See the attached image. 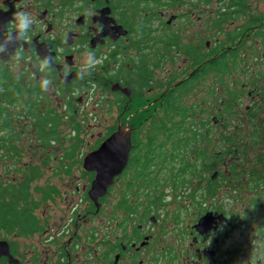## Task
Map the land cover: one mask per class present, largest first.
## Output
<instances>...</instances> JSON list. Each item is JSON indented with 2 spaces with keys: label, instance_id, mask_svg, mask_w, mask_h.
I'll use <instances>...</instances> for the list:
<instances>
[{
  "label": "flooded vegetation",
  "instance_id": "obj_1",
  "mask_svg": "<svg viewBox=\"0 0 264 264\" xmlns=\"http://www.w3.org/2000/svg\"><path fill=\"white\" fill-rule=\"evenodd\" d=\"M186 7L198 14L195 21ZM17 12L28 14L24 31ZM189 26L194 31L185 34ZM1 39L10 57L3 59L0 47V65L17 58L26 68L32 61L35 80L46 75L67 101L95 86L101 102L112 97L117 130L132 131L128 165L99 208L89 194L96 173L83 163L89 183L74 193L82 190L86 209L74 207L57 230L19 237L45 232L46 256L7 241L17 264H264V0H0ZM169 39L180 47L170 49ZM178 56L183 70L171 68ZM154 95L149 103L165 116L180 119L192 107L195 119L211 121L204 177L163 201L151 199L146 178L137 177L134 166L144 162L132 159L140 146L133 145L135 129L122 122L135 117V100Z\"/></svg>",
  "mask_w": 264,
  "mask_h": 264
},
{
  "label": "rangeland",
  "instance_id": "obj_2",
  "mask_svg": "<svg viewBox=\"0 0 264 264\" xmlns=\"http://www.w3.org/2000/svg\"><path fill=\"white\" fill-rule=\"evenodd\" d=\"M190 10L189 7L183 8L186 16L191 17V21H195L194 16L198 14L189 15ZM176 11V9L169 10L168 14L171 15L172 13H176ZM193 31L194 29L189 26L185 34L193 33ZM183 40L184 42L190 41L187 37H184ZM177 58V61L174 63L175 66H171V68L177 70V66H180V70H183L186 66L183 57L178 56ZM31 62L27 61L25 63L26 68H24L21 60L16 58L6 64V68L10 69L15 76L24 78L23 83H25L35 79L27 68L28 63ZM37 67L40 70L42 69L40 65H37ZM40 74L42 75L41 72ZM45 80H47L46 75H42V81L39 84L40 87ZM80 87L79 85L78 88ZM60 88L59 85L57 86L53 82H49L47 89H44L46 93L45 99L47 100L44 103L49 111H56L63 115H68L69 110L74 112L73 120H76L81 128V132L78 135L72 129L71 116H67L63 121V126L60 128L64 140L61 143H52L48 146H43L39 141L36 122L30 116L28 117L26 115V109L22 104L12 108L10 111L11 116L14 118L12 127L16 130V135L19 136L17 141L12 140L14 141V146L17 148V150L13 151L17 154V160L12 159V155L8 153L12 147L5 149L0 145V179L7 184L15 181V179L21 182L25 177L29 178L31 197L37 203L36 216L43 223L42 225L46 231H51L52 229L57 230L67 223L73 216V208L77 205L79 211L83 212L86 209L88 203L84 201L82 190L79 193H74L76 186L82 189L87 182L89 183V176L82 167L83 159L89 153L90 149L98 144L99 139L104 138L108 132L117 130L118 126L117 112L114 104H112V97H107L101 102L98 88L92 86L90 87L89 93H86L83 87H81L79 89L80 93H77L75 96L71 95L70 101H67L66 94L60 91ZM80 95L84 96V102L77 105L76 99ZM154 97L156 95L152 96V99L149 101L141 97L135 100L131 111V113L136 112L135 117L131 121H122L124 126H130L138 131L141 140H145L149 133H147L148 127L144 128V126H149L154 122L159 124L162 120L168 122L175 118L165 116V113L162 112L161 105L149 103ZM88 98L90 101L89 104L86 102ZM21 102L23 103L22 99H20L19 103ZM67 102H70L71 106ZM43 109L44 106H39L38 112ZM168 123L170 125L172 122ZM163 133L157 136L159 142H162L166 138V133ZM6 135V133H0V137ZM11 137L17 138L14 135ZM77 138H79L80 144L79 149L75 153V157L73 159L63 160L62 158L66 154L63 149L71 148L72 144L77 142ZM223 145L224 143H221L222 147ZM68 166L69 168L67 169ZM166 194H171L170 188L166 189ZM45 236V232H42L33 238L23 240L15 235H8L6 231L0 232V240L11 242L18 249H21V245L26 246L27 249H24L23 252H27L28 254L31 252L29 248L30 250H34L35 247L44 256L47 255L50 248L44 242ZM50 251L53 252L52 249ZM17 258L20 259L18 256Z\"/></svg>",
  "mask_w": 264,
  "mask_h": 264
},
{
  "label": "trees",
  "instance_id": "obj_3",
  "mask_svg": "<svg viewBox=\"0 0 264 264\" xmlns=\"http://www.w3.org/2000/svg\"><path fill=\"white\" fill-rule=\"evenodd\" d=\"M173 45L180 47L178 40L169 39V48L171 49ZM221 47L223 48V45ZM224 64L223 57L216 60L218 71ZM23 82L24 78L15 76L10 69L0 65V133L7 134L0 137V145L5 149L12 147L8 153L14 160H17V154L13 151L17 148L13 142L17 141L19 136L12 127L14 118L10 111L18 105L23 104L26 115L36 122L39 141L43 146L61 143L64 140L60 128L67 116H71L74 133L78 135L81 132L80 124L73 120L74 112L69 110L68 115H63L56 111H49L44 103L47 101L46 93L39 82L35 79ZM20 99L23 103H19ZM67 103L71 106L70 102ZM39 106H44L40 112H38ZM170 108L171 106L168 105V109ZM193 112L192 107L190 109L185 107L184 115L178 120L173 118L168 121L172 122L170 125L166 120H162L159 124L154 122L144 126V128L148 127L147 133L149 132L145 140H141L138 131L135 130L133 145L140 148L132 160L144 162L135 165L134 168L137 177L146 178L142 186L149 189L148 193H153L151 199L165 200L167 188H170V192L177 196L184 186L193 184L195 178H203V171L209 168L207 163L211 144L210 122L195 119ZM163 132L166 133V138L159 142L157 136ZM12 135L17 138H12ZM76 141L71 148L63 149L66 153L63 160L75 157L79 149V138ZM166 147L168 149L165 150ZM202 162L206 164L201 166ZM36 208L37 203L31 197L28 177L21 182L15 179L7 184L0 179V232L6 231L8 235L16 237H30L43 231L44 227L35 215Z\"/></svg>",
  "mask_w": 264,
  "mask_h": 264
},
{
  "label": "water",
  "instance_id": "obj_4",
  "mask_svg": "<svg viewBox=\"0 0 264 264\" xmlns=\"http://www.w3.org/2000/svg\"><path fill=\"white\" fill-rule=\"evenodd\" d=\"M3 41L5 40L1 39L0 42L2 58L9 59V55L6 57L3 55L6 53V47L3 46L5 45ZM9 43H13V40L9 39ZM15 49L16 46H11L8 48V51L14 54ZM131 150V129L119 127L116 132L101 144L98 150L89 153L84 158V169L96 173L89 194L98 208L100 206L99 199L106 195L108 188L113 185L115 177L119 176L127 167ZM2 257L8 258L10 262L15 261L10 252V245L5 240H0V259ZM16 262L14 263L17 264Z\"/></svg>",
  "mask_w": 264,
  "mask_h": 264
},
{
  "label": "clouds",
  "instance_id": "obj_5",
  "mask_svg": "<svg viewBox=\"0 0 264 264\" xmlns=\"http://www.w3.org/2000/svg\"><path fill=\"white\" fill-rule=\"evenodd\" d=\"M14 20L16 21V27L21 30L24 31L27 27L28 24L30 23V20L28 18V14H22L20 12H17L14 16ZM50 81H43L42 83V88L47 89V85Z\"/></svg>",
  "mask_w": 264,
  "mask_h": 264
},
{
  "label": "built area",
  "instance_id": "obj_6",
  "mask_svg": "<svg viewBox=\"0 0 264 264\" xmlns=\"http://www.w3.org/2000/svg\"><path fill=\"white\" fill-rule=\"evenodd\" d=\"M88 104L90 103V101H89V98H88V100L86 101Z\"/></svg>",
  "mask_w": 264,
  "mask_h": 264
}]
</instances>
